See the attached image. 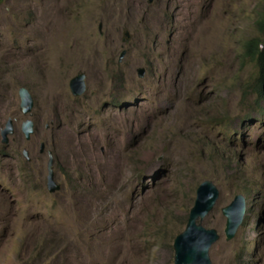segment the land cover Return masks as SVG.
<instances>
[{
  "label": "rangeland",
  "instance_id": "1",
  "mask_svg": "<svg viewBox=\"0 0 264 264\" xmlns=\"http://www.w3.org/2000/svg\"><path fill=\"white\" fill-rule=\"evenodd\" d=\"M263 16L264 0H0V264H174L208 179L212 264H264V111L241 56Z\"/></svg>",
  "mask_w": 264,
  "mask_h": 264
},
{
  "label": "water",
  "instance_id": "2",
  "mask_svg": "<svg viewBox=\"0 0 264 264\" xmlns=\"http://www.w3.org/2000/svg\"><path fill=\"white\" fill-rule=\"evenodd\" d=\"M128 33V31H125L126 36H128ZM138 70L139 76L143 77L146 70L144 68H139ZM69 86L73 95H81L86 87L85 74L81 73L74 76ZM19 96L21 111L24 114H29L34 106L33 96L26 87L20 88ZM23 131L27 137L33 132V122L31 120L27 119L24 121ZM12 132L13 119L9 118L2 129L3 143L8 141ZM43 150L44 144L41 146V151ZM26 154L27 151H25ZM53 161V156L49 152L47 184L50 192L59 189L54 179ZM219 195L218 187L210 179L201 182L198 186L194 205L189 212L187 225L174 239V264H212L209 250L220 236L215 228H206L202 224V220L213 209ZM245 210L246 199L242 194L235 195L233 201L222 208V213L226 217L225 233L228 240L235 236L243 223ZM198 217H200V220Z\"/></svg>",
  "mask_w": 264,
  "mask_h": 264
},
{
  "label": "trees",
  "instance_id": "3",
  "mask_svg": "<svg viewBox=\"0 0 264 264\" xmlns=\"http://www.w3.org/2000/svg\"><path fill=\"white\" fill-rule=\"evenodd\" d=\"M257 24L261 32L260 36L244 42L241 56L252 61L258 69V74L250 85L257 93V104L260 102L261 111H264V16L257 21Z\"/></svg>",
  "mask_w": 264,
  "mask_h": 264
},
{
  "label": "bare ground",
  "instance_id": "4",
  "mask_svg": "<svg viewBox=\"0 0 264 264\" xmlns=\"http://www.w3.org/2000/svg\"><path fill=\"white\" fill-rule=\"evenodd\" d=\"M197 216V215H196ZM244 216H245V214H244ZM244 216H243V220H244ZM200 217H198V219H199ZM200 220V219H199ZM198 221V220H197ZM210 251V250H209Z\"/></svg>",
  "mask_w": 264,
  "mask_h": 264
}]
</instances>
